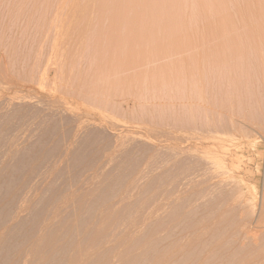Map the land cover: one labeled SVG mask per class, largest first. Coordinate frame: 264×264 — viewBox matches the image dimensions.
Wrapping results in <instances>:
<instances>
[{
    "label": "rangeland",
    "instance_id": "1",
    "mask_svg": "<svg viewBox=\"0 0 264 264\" xmlns=\"http://www.w3.org/2000/svg\"><path fill=\"white\" fill-rule=\"evenodd\" d=\"M0 264H264V0H0Z\"/></svg>",
    "mask_w": 264,
    "mask_h": 264
},
{
    "label": "bare ground",
    "instance_id": "2",
    "mask_svg": "<svg viewBox=\"0 0 264 264\" xmlns=\"http://www.w3.org/2000/svg\"><path fill=\"white\" fill-rule=\"evenodd\" d=\"M258 153H259V152H258ZM212 158L215 159V162H216V164H217L218 166H223V165H224V164H223V160H222L221 157H219V156H213ZM250 171H251V170L247 169V170L244 171V174H245V175L250 174V173H251ZM245 175L242 176V177H238V178H237V179H238V183H239L240 185H242L244 188H245V187H246V188H249V185H248V182H247V179H246Z\"/></svg>",
    "mask_w": 264,
    "mask_h": 264
}]
</instances>
